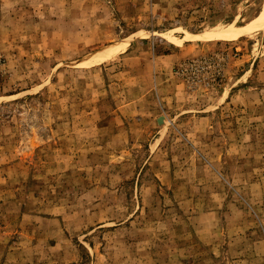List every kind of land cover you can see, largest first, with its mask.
<instances>
[{"label": "rangeland", "instance_id": "rangeland-1", "mask_svg": "<svg viewBox=\"0 0 264 264\" xmlns=\"http://www.w3.org/2000/svg\"><path fill=\"white\" fill-rule=\"evenodd\" d=\"M261 9L0 0V264H264Z\"/></svg>", "mask_w": 264, "mask_h": 264}, {"label": "bare ground", "instance_id": "bare-ground-1", "mask_svg": "<svg viewBox=\"0 0 264 264\" xmlns=\"http://www.w3.org/2000/svg\"><path fill=\"white\" fill-rule=\"evenodd\" d=\"M262 10V9H261ZM244 24V23H243ZM242 24V25H243ZM264 29V9L260 11L257 15H255L251 20H249L245 25L243 26H235V25H228L225 28H222L220 30H216L215 32L211 31V33H202V34H196V35H189L187 34V39L190 37L198 38L202 40H234L243 34L255 32L258 30ZM127 45V42L115 44L109 47H106L104 49H101L95 53H93L91 56H89L86 60H84L81 64L87 65V66H93L97 61L102 60L104 58L110 57L113 54L119 52L122 48H124Z\"/></svg>", "mask_w": 264, "mask_h": 264}]
</instances>
